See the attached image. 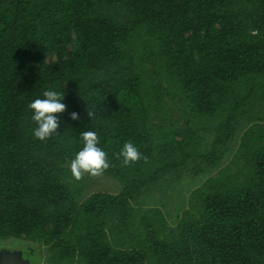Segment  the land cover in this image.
Segmentation results:
<instances>
[{"label": "trees", "instance_id": "1", "mask_svg": "<svg viewBox=\"0 0 264 264\" xmlns=\"http://www.w3.org/2000/svg\"><path fill=\"white\" fill-rule=\"evenodd\" d=\"M46 90L67 110L42 142L27 106ZM263 104L264 0H0V244L30 264L41 247L48 264H264ZM83 131L118 193L80 199ZM127 141L146 162L122 166ZM189 162L217 172L169 233L131 200Z\"/></svg>", "mask_w": 264, "mask_h": 264}, {"label": "clouds", "instance_id": "2", "mask_svg": "<svg viewBox=\"0 0 264 264\" xmlns=\"http://www.w3.org/2000/svg\"><path fill=\"white\" fill-rule=\"evenodd\" d=\"M63 96L64 94L58 91L46 90L42 99H35L28 104V109L33 113L31 120L36 125L33 129L34 138L43 142L58 133L60 121L56 114L67 110L66 104L61 102ZM86 113L91 119L95 118L94 111L87 109ZM69 115L72 120L80 118L77 112H71ZM80 135L83 147L69 164L73 179L80 181L85 176H102L112 165L108 160V154L98 146L101 142L98 134L95 131H83ZM115 155L121 159L122 166H131L141 159L147 161V157L143 156L131 141L125 142Z\"/></svg>", "mask_w": 264, "mask_h": 264}, {"label": "rangeland", "instance_id": "3", "mask_svg": "<svg viewBox=\"0 0 264 264\" xmlns=\"http://www.w3.org/2000/svg\"><path fill=\"white\" fill-rule=\"evenodd\" d=\"M49 58V56H46L47 60ZM261 115L264 119V104L261 108ZM235 145L236 139L231 142L230 150ZM229 157L230 153L227 155V158ZM195 163L189 162L179 170L167 174L156 185L142 191L131 200V203L135 206H141L143 209L148 207L160 208L167 220L168 232H173L181 211L189 204L191 190L196 188L207 176L214 175L217 172V168H208L203 165L197 169ZM80 182L84 186L80 199L92 192L118 193L121 190V184L118 180L105 173L100 177L85 176ZM7 241L10 243V240L5 242ZM38 252L40 253V264H48V255L45 248L41 247Z\"/></svg>", "mask_w": 264, "mask_h": 264}, {"label": "water", "instance_id": "4", "mask_svg": "<svg viewBox=\"0 0 264 264\" xmlns=\"http://www.w3.org/2000/svg\"><path fill=\"white\" fill-rule=\"evenodd\" d=\"M31 253V251H29ZM26 256L28 255L25 253ZM30 257H25L21 249H0V264H30Z\"/></svg>", "mask_w": 264, "mask_h": 264}, {"label": "flooded vegetation", "instance_id": "5", "mask_svg": "<svg viewBox=\"0 0 264 264\" xmlns=\"http://www.w3.org/2000/svg\"><path fill=\"white\" fill-rule=\"evenodd\" d=\"M2 247L7 248V249H10V250L21 249L25 257H27V256H29V255H31L33 253L32 251H31V253L27 252L28 255L26 256L25 249L22 248V247H20V245L18 243H16V241H14L12 244L11 243L10 244H4V245H1L0 244V249Z\"/></svg>", "mask_w": 264, "mask_h": 264}]
</instances>
